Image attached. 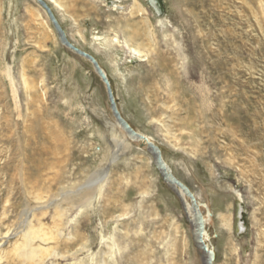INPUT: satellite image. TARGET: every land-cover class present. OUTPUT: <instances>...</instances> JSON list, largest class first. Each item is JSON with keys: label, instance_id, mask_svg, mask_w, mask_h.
Masks as SVG:
<instances>
[{"label": "rangeland", "instance_id": "obj_1", "mask_svg": "<svg viewBox=\"0 0 264 264\" xmlns=\"http://www.w3.org/2000/svg\"><path fill=\"white\" fill-rule=\"evenodd\" d=\"M46 1L69 40L106 71L122 116L160 147L173 174L194 194L201 212L210 215L206 227L215 249L213 264H264V0H163L160 16L147 0H91L96 14H89L91 5L81 0H63L66 11ZM27 6L40 16L33 18ZM161 16L170 24L168 32L158 25ZM44 20L57 35L36 0H0V264H29L12 251L29 225L41 224L50 239H37L35 246L70 249L79 258L88 240L90 247H97L102 231L112 238L117 232V243L126 245L127 257L120 264H135L141 250V264H204L180 199L164 183L151 154L132 141L135 149L126 160L110 164L108 157L110 176L102 193L115 200L108 227L103 228L96 203L95 210L91 207L90 214L81 216L83 225L76 231L91 239L73 243L69 221L77 209L72 204L86 191L79 187L106 161L102 153L110 135L103 131L115 120L106 86L91 63L65 48L58 37V44L51 34L47 37ZM111 21L140 32L142 38L133 45L141 57L125 47L123 30L110 26ZM95 35L109 41L117 37L121 44L109 50L95 42ZM152 36L169 52L175 68L169 96L165 78L155 86L166 94L141 82L149 69L145 55ZM204 54L205 60L199 56ZM201 61L218 66L216 73H206ZM51 131L58 133V140L50 137ZM139 166L145 186L134 194ZM153 178L158 185L151 183ZM126 193L132 194L128 201ZM7 197L14 205L3 214ZM161 198L167 201L165 209ZM107 202L102 200L104 209ZM129 203L133 206L127 208ZM240 205L244 212L238 217ZM219 210L231 220L230 230L223 225L220 229ZM141 218L144 226L136 224ZM72 259L70 254L49 257L44 264H70Z\"/></svg>", "mask_w": 264, "mask_h": 264}, {"label": "bare ground", "instance_id": "obj_2", "mask_svg": "<svg viewBox=\"0 0 264 264\" xmlns=\"http://www.w3.org/2000/svg\"><path fill=\"white\" fill-rule=\"evenodd\" d=\"M12 1V0H11ZM46 1V0H45ZM48 1H50L51 3H53V5L56 7V8H58V9H60V10H62V11H66V6H65V4H64V2H63V0H48ZM80 1V0H79ZM83 3H85L86 5H91V7H90V9L88 10L89 11V14H96V12H97V8H95V1H92L91 2V0H87V1H85V0H81ZM47 2V1H46ZM12 3V2H11ZM48 3V2H47ZM49 4V3H48ZM42 6V5H41ZM111 6V5H110ZM53 7V6H52ZM113 7H114V9L115 10H117L118 9V4H116L115 2H114V4H113ZM27 10L30 12V14H31V16L34 18V17H39L40 16V14H39V12L38 13H36L35 11H33L31 8H29L28 6H27ZM139 11H141V9H139ZM65 14V13H64ZM63 14V16H65ZM160 16V15H159ZM41 17H42V15H41ZM98 17H99V15H98ZM98 17H97V15H95L94 16V19L95 20H99L98 19ZM49 20V19H48ZM51 21V20H50ZM44 22V23H43ZM41 24L42 25H44L46 28H48L49 30L48 31H46L45 33H46V36L47 37H49V34H51L52 36H53V40H54V42L56 43V44H58L59 42H58V38H59V40H61V37H59L58 35H56L55 34V32L53 31V29H52V27L50 26L49 27V25H48V23L47 22H45V20L43 21ZM128 23V25H129V22H127ZM109 24H111L110 26H113L114 28L116 27L117 29H122L123 30V32H124V35L126 36V38L127 39H125L124 40V44H125V47H127L128 49H130V51H132L133 53H135V54H137L139 57H141V50L138 48V47H134V45L133 44H135V42H137L136 41V39H141L142 38V35L140 34V32L135 28V29H133V30H128V29H126V28H123L122 26H120V25H114V22H112L111 21V23H109ZM158 25H160L162 28H163V30L165 31V32H168L169 30H170V24H169V22H167L165 19H164V17H160L159 19H158ZM127 26V25H126ZM45 28V29H46ZM55 30V29H54ZM58 37V38H57ZM169 36H168V34H166V36H165V38H168ZM173 37H175V34H174V36ZM201 37V36H200ZM68 38V37H67ZM69 39V38H68ZM94 39H95V42H97L98 44H100V45H104V46H106L109 50H113V49H115L116 48V46H119L120 44H121V41L116 37H114V38H112L110 41L106 38V37H104V36H100V35H95L94 36ZM176 39V38H175ZM190 39V38H189ZM205 39V38H204ZM166 40V39H165ZM172 40V39H171ZM206 40V39H205ZM70 41V40H69ZM71 42V41H70ZM61 43L63 44V42H62V40H61ZM116 43V44H115ZM180 43V42H179ZM178 45V44H177ZM176 45V46H177ZM63 46L65 47V48H67V49H69L67 46H65L64 44H63ZM175 46V45H174ZM147 48H146V50H147V54L145 55V56H148L147 57V60L149 61V64H148V73H147V75L143 78L142 77V85L144 86V85H151V87H152V85H154L155 86V84H159L160 83V81L161 80H163L162 78H165V82H166V84H167V94H166V91H164V90H162V88H160V86H157V88H156V92L157 91H163V92H165V94H166V96H169V94H170V91L172 90V87H171V82H173L174 83V80L176 79V72L174 71V67H173V65H172V58L169 56V52L167 51H165V50H163V49H161V47H160V45H159V43L157 42V40H156V38L154 37V36H152L151 37V39H150V41L148 42V44H147V46H146ZM169 49V48H168ZM69 50H71V49H69ZM73 53H75L77 56H80V57H82V58H84L83 56H81V55H79V54H77L76 52H74L73 50H71ZM172 51V50H171ZM175 52V51H174ZM197 52V51H196ZM176 53H177V51H176ZM173 55H174V53H172ZM199 54V53H198ZM209 54V53H208ZM201 58H204V60H205V57L207 58V56H205V54L203 55V56H201V55H199ZM177 57V56H176ZM197 57H198V55H197ZM211 57V56H210ZM217 57V56H216ZM72 59V58H71ZM85 60H87L86 58H84ZM83 59V60H84ZM185 59H186V57H185ZM200 59V58H199ZM70 61V60H69ZM88 61V60H87ZM203 61V60H202ZM201 61V62H202ZM107 62V61H106ZM200 62V61H199ZM108 63V62H107ZM209 61H208V65L207 64H205L204 65V62H202V65H203V69H205V72L207 73L208 71H210L211 73H212V75L214 74V72L216 73V69L218 68V66H216V67H213V64H210L209 65ZM222 63V62H221ZM76 64H78V62L76 61ZM109 64V63H108ZM174 64V63H173ZM177 64V63H176ZM92 65V64H91ZM110 65V67L113 69L112 71H114V67L111 65V63L109 64ZM212 65V66H211ZM75 67V66H74ZM200 67H201V65H200ZM105 71V70H104ZM106 72V71H105ZM115 72V71H114ZM113 72V73H114ZM115 73H117V72H115ZM219 73V72H218ZM107 74V73H106ZM108 76V75H107ZM159 77V78H158ZM108 78H109V76H108ZM23 79H24V82H25V84H26V87H28V83L26 82V78L23 76ZM109 81H110V78H109ZM102 83V82H101ZM111 83V82H110ZM172 83V84H173ZM13 84V83H12ZM14 85V84H13ZM170 85V86H169ZM14 86H16V85H14ZM155 86V87H156ZM112 87V86H111ZM244 87V86H243ZM233 89V88H232ZM231 89V90H232ZM15 90V89H14ZM165 90H166V88H165ZM240 91V90H239ZM233 93H234V91H232ZM235 96H237V95H235ZM170 97H171V95H170ZM243 97V96H242ZM236 98V97H235ZM238 98V97H237ZM249 98V97H248ZM153 100L154 101H159L160 99H159V97H158V95L155 93L154 94V98H153ZM241 100V99H240ZM251 100V99H250ZM165 101H167V100H165ZM236 101H238V100H236ZM242 101V100H241ZM249 102V101H248ZM241 103V102H240ZM250 103V102H249ZM245 104V103H244ZM251 105V104H250ZM158 108V107H157ZM250 108V107H249ZM160 109V108H159ZM241 110V109H240ZM113 114V113H112ZM114 118V117H113ZM241 119V118H240ZM115 120V119H114ZM157 121H160L161 122V120L160 119H158L157 118ZM115 122V121H114ZM243 122V121H242ZM249 123V122H248ZM238 124H240V123H238ZM250 124V123H249ZM248 124V125H249ZM250 127V126H249ZM167 128V127H166ZM185 128H186V126H183V128L181 127L180 128V130H181V132H184V130H185ZM105 129V128H104ZM45 130V129H44ZM166 132L167 133H171V128L170 127H168L167 129H166ZM103 133L104 134H108V135H110V137L109 138H107V141L104 139L103 141H106L107 142V144L104 146V151H103V155H104V159H106V161L96 170V171H94V173L90 176V179H89V181L86 183L85 182V184H83V185H81L79 188L80 189H83V191H84V189L86 190L85 191V193L84 194H82L81 192V200H80V202H78V203H73L72 204V206L73 207H75L76 209H77V214L75 215V217H74V219H72L71 221H69V223L72 225V231H73V233H72V239L74 240V241H76V242H74L73 241V243L74 244H76L77 243V240H79V242L80 243H84V242H86L87 241V235H84V234H81V233H77L76 231H77V229L80 227H82V219L83 218H81V216L82 215H88V214H90V211H91V207H92V209L94 208V210H95V204L97 203V206H99V208L101 209V215H102V220H103V224H104V227L103 228H105V227H108V225H107V220H109V217H112L113 216V212H114V207L113 206H111V204L110 203H114L115 202V200H114V202H112L111 200H108V197H107V192H105V193H102V190H103V186H104V184L106 185V183H107V180H108V177L110 176L109 175V171H110V168L111 167H109L108 165L109 164H107L108 163V161H109V159H108V157L109 156H112V158H111V162H110V164H113V163H115L116 164V162L118 161V160H120V161H123V160H126L130 155H132L133 154V149H135L134 148V146H133V144L131 143V141L130 140H128L127 139V137H126V134H125V132L116 124V122L114 123V124H110V123H107L106 124V130L105 131H103ZM140 133V132H139ZM192 133H194V131L192 132ZM142 134V133H141ZM239 134V133H238ZM91 135V134H90ZM191 135L192 134H189V135H187V137L189 138V139H191ZM99 136H101L100 134H99ZM103 136H105V135H103ZM49 137V136H48ZM50 137H53V138H58L59 139V135H58V133L56 132V133H54L53 131H51V133H50ZM92 137V136H91ZM146 137V136H145ZM47 137H45V139H46ZM239 138V137H238ZM44 139V140H45ZM55 139V140H56ZM57 139V140H58ZM94 139V138H93ZM147 139L149 140V141H152V142H154L151 138L149 139L148 137H147ZM91 140H92V138H91ZM102 140V139H101ZM173 140V139H172ZM94 141V140H93ZM174 141V140H173ZM179 142L180 141H178L177 142V144H175V145H178L179 144ZM104 143V142H103ZM155 143V142H154ZM138 144V143H137ZM156 144V143H155ZM157 145V144H156ZM97 146V145H96ZM137 146V145H136ZM139 146V145H138ZM158 146V145H157ZM160 148V147H159ZM145 149V151H146V148H144ZM161 154H162V150H161ZM19 155V154H18ZM10 157V156H9ZM122 157V158H121ZM162 157H163V154H162ZM16 158V157H15ZM24 158V157H23ZM30 158V156L29 155H27V159H29ZM37 159V158H36ZM103 159V160H104ZM141 159V158H140ZM163 159H164V157H163ZM9 161V160H8ZM29 161V160H28ZM43 161V160H42ZM164 161H165V159H164ZM36 162V161H35ZM142 162V164L145 162V161H141ZM38 163H39V161H38ZM37 163V164H38ZM153 163H154V161H153ZM165 163L167 164V162L165 161ZM36 164V165H37ZM168 165V164H167ZM4 166L5 167H7L8 165H7V162H5L4 163ZM13 166V165H12ZM11 166V167H12ZM38 166V165H37ZM143 166V165H142ZM154 166H155V164H154ZM169 166V165H168ZM140 168H141V166H139L138 167V169H137V172L136 173H134V175H135V178H136V188L134 189V194L137 192L136 190H143V188H144V186H145V184H144V179H143V173H140L139 172V170H140ZM169 168H170V166H169ZM38 169H39V167H38ZM171 169V168H170ZM10 170H11V168H10ZM15 170V169H14ZM37 170V169H36ZM7 171V170H6ZM172 171V170H171ZM173 173V172H172ZM133 174V173H132ZM31 175V174H30ZM12 176V175H11ZM13 178V177H12ZM151 183H153V185H155V184H157L158 185V183L156 182V180H155V178H153V179H151ZM5 190V189H4ZM82 191V190H81ZM105 191H106V188H105ZM3 193V192H2ZM159 193H160V191H159ZM130 195H132V194H127L126 193V195L124 196L125 198H124V200H127L128 198H129V196ZM8 196V195H7ZM79 196V195H78ZM135 196V195H134ZM17 197V196H16ZM15 197V198H16ZM39 197V196H38ZM39 199V198H38ZM113 199V198H112ZM131 199H133V198H130V200ZM155 199H157V198H155ZM240 199V198H239ZM102 200H106V201H108L107 202V207L105 208V209H107V213H108V215H106V210L104 209V207H102L101 206V203H102ZM123 200V201H124ZM158 200H160V202H162L163 203V205H162V207L163 206H165V207H163L164 209L165 208H167L168 207V205H167V201L165 200V199H163V198H161V199H158ZM0 201H2V196H0ZM18 201H20V200H18ZM128 201V200H127ZM145 201V199L142 197L141 198V200L138 202V208H140V210H141V208H142V203ZM7 204V205H4V212H3V214H7V207H9L10 205H14L12 202H11V198H9V197H7L6 198V200H4V204ZM154 203V202H153ZM182 203V202H181ZM9 204V205H8ZM24 204H26V203H24ZM240 204V203H239ZM203 205V204H202ZM1 206V205H0ZM125 206H127V208H129L130 206H133L131 203H129V205H126L125 204ZM182 206L184 207V210L187 212V214H188V216H189V219H191V218H193L194 217V213H193V211L194 210H192L191 208V202H190V199H188V198H186V201H184L183 202V204H182ZM199 206V210L201 211V208H200V205H198ZM23 207V206H22ZM26 207V206H25ZM61 208V207H60ZM159 208V207H158ZM240 211H239V215H238V217H241L240 215H242L243 214V212H244V209H243V207H241V205H240ZM23 209V208H22ZM153 209V208H152ZM11 210V209H10ZM155 210H157V209H155ZM112 212V214H110ZM126 212H128L127 210H126ZM126 212H124V213H122L121 215H120V217H123V216H125V214H126ZM157 212V211H156ZM27 213V210L26 209H24L23 210V213L22 214H26ZM60 213V212H59ZM202 213V212H201ZM203 214V213H202ZM61 215V214H60ZM59 215V216H60ZM150 215V214H149ZM156 215V214H155ZM217 215H218V217H219V220H220V229H223L222 228V226L221 225H223L224 227H226L227 229L229 228V230L231 229V220L229 219V217H228V215H227V213H224L223 212V210H219L218 211V213H217ZM23 216V215H22ZM167 216H169V214L167 213ZM7 217H9L10 218V216H6V218ZM144 218V217H143ZM143 218H141V219H139L140 221H138L136 224L138 225H143L144 226V224H145V221H144V219ZM156 218V217H155ZM1 219V218H0ZM113 219V218H112ZM203 219H204V222H205V232H204V239H205V241H206V243L208 244V246H209V248L210 249H212L214 252H215V249H214V247L211 245V243H210V236H209V233H208V230H207V227H206V224L207 223H209V221L211 220L210 219V215H208V217L206 216V215H204L203 214ZM148 220V219H147ZM158 220V219H157ZM188 220V219H187ZM23 221V220H22ZM24 221H26L25 220V218H24ZM29 221H31V220H29ZM29 221L27 220L26 222L28 223V224H30L29 223ZM188 221H190L191 222V220H188ZM190 222H189V224H190ZM23 223V222H22ZM26 223V224H27ZM192 223V222H191ZM28 224H27V226H28ZM79 224V226H77ZM170 224V223H169ZM34 225V224H33ZM42 225V224H41ZM41 225H38V226H40V227H35V226H32V225H29L30 227H29V229L27 230V226L24 224V226H26V232L24 233V235L22 236L23 237V239L21 240V242H18V243H16V245L14 246V251H12L13 252V254H16L19 258H22L26 263L27 262H29V264H44L46 261H45V259L46 258H49V257H56V256H62V257H68V254H70L72 257H73V259H72V261H71V263L70 264H120V260H125V258L127 257V256H123V253H124V251L126 250V245L125 246H122V245H120L119 243H117V240L115 239V237L117 236L116 235V233H114L115 235H114V237L112 238V236H109V235H107V233L106 232H100L99 233V243H98V245H97V247L96 248H92V247H90V245H89V240H88V242H86V243H84L83 245H82V249H81V251H82V253L83 252H85V255L82 257V258H79V257H77V256H75L74 254H72L70 251H72V250H70V249H67V250H64V252H60V251H58L59 249H56V248H47V247H39L38 245L37 246H35V241L38 239H40L41 241H43V242H48L49 241V239H50V237L48 236L49 234L46 232L45 233V231H44V227H43V225H42V227H41ZM131 225H133L132 223H131ZM130 225V226H131ZM242 225V224H241ZM240 225V226H241ZM135 226V225H134ZM136 227V226H135ZM191 227L193 228L194 226H193V224H191ZM52 228V227H51ZM172 228V227H171ZM6 229V228H5ZM114 229H116V226H114V228L111 230L112 231V233L114 232ZM175 229H177V232H179V226L177 227H175ZM243 229V228H242ZM10 228L9 229H7L6 231H5V235H7L9 232H10ZM128 230H130V227H129V229ZM228 230V231H229ZM2 231V230H1ZM47 231V230H46ZM52 231H53V229H52ZM3 232V231H2ZM50 232V231H49ZM129 232H131V230L129 231ZM111 233V234H112ZM241 233V232H240ZM1 232H0V236H1ZM64 234V233H63ZM71 234V233H70ZM74 234V235H73ZM52 235H54V234H52ZM83 236V237H82ZM55 237V236H54ZM65 237H66V235H65ZM130 236H129V234H127L126 235V238H129ZM68 238H70V237H68ZM52 239H54V238H52ZM88 239H91V238H89L88 237ZM130 239V238H129ZM132 239V238H131ZM141 238H140V240H138V242H141ZM131 241V240H130ZM58 242V241H57ZM131 243V242H130ZM130 243H129V245H130ZM133 243V242H132ZM45 244V243H44ZM43 244V245H44ZM166 249H167V247H166ZM138 250V249H137ZM166 251V250H165ZM77 253L78 252H75V254L77 255ZM202 253V252H201ZM137 257H136V261H135V264L137 263V264H141V263H138L137 261H139V262H143V259H142V256L143 255H145V253H143V251L141 250L140 252L138 251V253H136L135 254ZM142 255V256H141ZM203 257V256H202ZM139 260H138V259ZM0 259H2V257L0 258ZM56 262V261H55Z\"/></svg>", "mask_w": 264, "mask_h": 264}, {"label": "water", "instance_id": "obj_3", "mask_svg": "<svg viewBox=\"0 0 264 264\" xmlns=\"http://www.w3.org/2000/svg\"><path fill=\"white\" fill-rule=\"evenodd\" d=\"M39 4L43 6V8L46 10L51 23L59 37H61V40L65 46H67L69 49L73 50L77 54L83 56L86 58L93 66V69L95 73L100 77V79L103 81V83L106 86L108 99L110 102V108L113 113V117L115 119L116 124L125 132L126 137L128 140L132 142L138 143L139 147L146 148V150L151 154L153 157V161L155 164V167L157 168L159 174L161 175L164 183L171 188V190L177 195V197L180 199V201L183 202L186 201V198L190 199L191 202V209L194 210V217L188 220L190 224H193L192 228V236L195 243V246L202 252L203 256V262L204 264H213L215 260V252L209 248L208 244L206 243L204 239V232H205V222L203 219V214L199 210V204L194 196V194L190 191V189L183 184L171 171L169 166L165 163L162 154L161 149L159 146H157L154 142L149 141L147 137H145L143 134L137 132L130 124L129 122L122 116L118 105L117 100L115 98L113 89L111 87V83L109 81V78L104 71V69L101 67L98 60L89 52L77 47L72 42L69 41L67 38V34L65 30L63 29L61 23L59 22L58 18L56 17L53 9L51 6L45 1V0H36ZM148 4L154 9L157 15H162L165 11V8L163 6V0H147Z\"/></svg>", "mask_w": 264, "mask_h": 264}]
</instances>
